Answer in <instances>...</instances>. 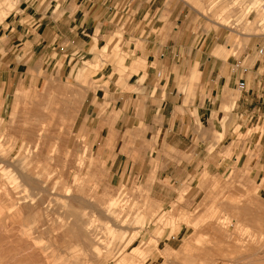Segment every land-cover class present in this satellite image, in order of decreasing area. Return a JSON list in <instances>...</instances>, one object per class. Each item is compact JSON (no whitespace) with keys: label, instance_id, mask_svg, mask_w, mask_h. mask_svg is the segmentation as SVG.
I'll return each mask as SVG.
<instances>
[{"label":"rangeland","instance_id":"1","mask_svg":"<svg viewBox=\"0 0 264 264\" xmlns=\"http://www.w3.org/2000/svg\"><path fill=\"white\" fill-rule=\"evenodd\" d=\"M172 2L191 10L167 68L125 26L9 55L13 19L64 11L0 0V264H264L263 130L207 77L264 48V0Z\"/></svg>","mask_w":264,"mask_h":264},{"label":"crops","instance_id":"2","mask_svg":"<svg viewBox=\"0 0 264 264\" xmlns=\"http://www.w3.org/2000/svg\"><path fill=\"white\" fill-rule=\"evenodd\" d=\"M61 8L64 16L56 11L45 16L32 15L29 18L25 14L19 15L6 25L5 33L10 38L8 54L16 56V51H22L27 54L26 59L34 60L52 57L55 53L70 58L91 45L97 30L113 31L125 26V34L130 33L133 38L142 40L146 55L152 60L158 56L161 67L166 64L168 68L171 63L181 62L184 29L179 22L191 10L183 2L62 0ZM259 49H264L263 45L260 44ZM175 51H178L177 55ZM258 54L259 51L250 49L247 55L237 59L236 64L225 61L219 69L210 70L207 77L213 80L224 78L223 88L238 86L239 81L245 79L247 88L241 91V97L236 101L239 125L250 127V119L255 118L252 125L262 127L263 133H257L254 140L260 138L259 141L264 142V50L260 56ZM247 60H251L253 64L245 65ZM17 61L11 60L13 63ZM243 68H246L244 73ZM147 87L151 92L155 88L159 89L152 80L147 83ZM160 93H163V89ZM261 159L264 160V145Z\"/></svg>","mask_w":264,"mask_h":264},{"label":"built area","instance_id":"3","mask_svg":"<svg viewBox=\"0 0 264 264\" xmlns=\"http://www.w3.org/2000/svg\"><path fill=\"white\" fill-rule=\"evenodd\" d=\"M264 49H259V54L263 53ZM246 72V68H243V73ZM238 88L242 91L245 90L247 88V83L245 81V79H241L238 83Z\"/></svg>","mask_w":264,"mask_h":264},{"label":"bare ground","instance_id":"4","mask_svg":"<svg viewBox=\"0 0 264 264\" xmlns=\"http://www.w3.org/2000/svg\"><path fill=\"white\" fill-rule=\"evenodd\" d=\"M0 161H1V159H0ZM4 161V160H3ZM2 162V161H1ZM12 164V163H11ZM13 200V199H12ZM16 204V203H15Z\"/></svg>","mask_w":264,"mask_h":264}]
</instances>
